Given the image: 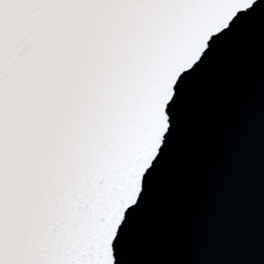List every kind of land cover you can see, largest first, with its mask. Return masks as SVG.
<instances>
[{
  "label": "snow or ice",
  "instance_id": "1",
  "mask_svg": "<svg viewBox=\"0 0 264 264\" xmlns=\"http://www.w3.org/2000/svg\"><path fill=\"white\" fill-rule=\"evenodd\" d=\"M256 2L0 0V264H146L189 86Z\"/></svg>",
  "mask_w": 264,
  "mask_h": 264
},
{
  "label": "water",
  "instance_id": "2",
  "mask_svg": "<svg viewBox=\"0 0 264 264\" xmlns=\"http://www.w3.org/2000/svg\"><path fill=\"white\" fill-rule=\"evenodd\" d=\"M191 82L185 122L134 229L146 264H264V0Z\"/></svg>",
  "mask_w": 264,
  "mask_h": 264
}]
</instances>
